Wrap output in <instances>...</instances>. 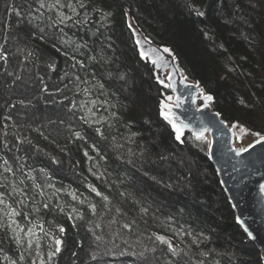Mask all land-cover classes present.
Listing matches in <instances>:
<instances>
[{
	"label": "trees",
	"instance_id": "16d2710c",
	"mask_svg": "<svg viewBox=\"0 0 264 264\" xmlns=\"http://www.w3.org/2000/svg\"><path fill=\"white\" fill-rule=\"evenodd\" d=\"M82 2L81 9L72 0L79 16L68 8H46L36 20L35 0H0V19L8 25L0 43L6 36L9 52L0 75V193L5 205L20 213L9 218L0 205V264H40L41 257L46 264H142L131 254L104 253L142 251L152 246L148 237L154 233L180 251V264H262L235 223L207 144L188 133L178 143L160 117V101L171 92L140 58L129 19L172 50L185 75L213 95V109L228 124L239 121L264 135V0ZM61 12L72 19L54 23ZM85 16L87 23H77ZM29 51L34 54L25 59ZM52 61L54 69L48 67ZM15 76L21 79L13 84ZM20 99L31 104L9 108ZM7 115L11 121L3 119ZM17 136L25 142L18 143ZM7 166L12 173L4 172ZM90 204L96 205L95 214ZM72 208L84 219H69L76 215ZM133 221L131 230L122 227ZM57 238L61 251L49 261ZM156 244L155 264L176 259L167 245ZM93 252L99 253L97 260L91 259Z\"/></svg>",
	"mask_w": 264,
	"mask_h": 264
},
{
	"label": "water",
	"instance_id": "95a60500",
	"mask_svg": "<svg viewBox=\"0 0 264 264\" xmlns=\"http://www.w3.org/2000/svg\"><path fill=\"white\" fill-rule=\"evenodd\" d=\"M129 27L140 58L148 61L155 69L156 78L159 77L165 83H169L167 77L171 74L170 82L175 85L176 91L168 88L170 95L173 97L179 95L183 98L180 107H173L177 123L188 125L184 129L182 139L187 133L195 139L193 132L199 131L205 125L212 127V131L205 134L207 140L211 142L210 145L207 144V158L216 171L220 187L234 213L236 225L246 236L247 241L256 247L264 264V191L261 190V185H264V143L256 144L255 141L258 139L256 137L238 144L237 137L232 135L235 129L229 131V128L220 123L221 120L227 122L221 116H215L217 111L212 105L209 108H202L200 92L204 89L185 75L172 50L165 45L154 43L132 19H129ZM137 41L140 43L137 44ZM164 48H169L171 52H164ZM141 51L145 53L143 58ZM153 60L156 64L152 63ZM182 77L187 79L183 80ZM197 84L199 87H195ZM170 129L175 136L171 126ZM249 144H254V147L242 156H236L231 151L232 148L245 147Z\"/></svg>",
	"mask_w": 264,
	"mask_h": 264
},
{
	"label": "snow or ice",
	"instance_id": "6c2138e0",
	"mask_svg": "<svg viewBox=\"0 0 264 264\" xmlns=\"http://www.w3.org/2000/svg\"><path fill=\"white\" fill-rule=\"evenodd\" d=\"M261 0H257V3H260ZM35 3L38 4V8H37V12H40L41 9H48L49 11H52L54 9H64V8H68L72 11V13L76 16H79V13L77 12L76 6H74V4L72 3V0H68V3H62V0H55L54 3L51 2H47V0H35ZM76 5L79 6V8H84L85 5L82 2V0H76ZM13 12H15L16 16H21V12L20 11H16L15 7H13L11 9ZM195 14L197 16H204V12L199 10V9H192ZM43 15L42 12H40V16H36L34 17V19L39 20L40 17ZM107 15H111V13H108ZM49 19H51V17H49ZM72 17L68 16L66 14H64L63 12H61L58 16L57 19L54 23L56 24H64L66 21L71 20ZM29 23H32L31 20L28 21ZM88 22V17L85 16V18L82 21H77V23H87ZM8 25L6 24V22L3 19H0V31H5L7 29ZM62 31V29H61ZM39 32L40 33H44L45 29L43 27L39 28ZM33 35H35V33H33ZM41 39H43L44 37L41 36ZM4 43H0V75H2L5 71H6V66L8 64L9 61V52L6 49L5 45L7 43V37H3ZM64 43H66V41H64ZM140 42L137 41V44H139ZM54 46V45H53ZM86 46V45H84ZM55 47V46H54ZM81 47V45H77V48ZM154 51V50H153ZM17 52H23L22 49H17ZM164 52H171V50L169 48H164ZM34 53L29 51L27 53V56H25V59H27V57L32 56ZM141 57H145V53L143 51H141ZM72 59L75 60V57L73 56ZM92 59H95L94 57ZM153 64H156V61L153 60L152 61ZM49 68H53L55 67V62L52 61L48 64ZM8 76H13L14 74L12 72H7L6 73ZM121 79H123V76L120 77ZM21 78L19 76H15V79L12 81L13 84H15L16 81L20 80ZM167 79L169 80V83H165L164 80L159 79V77H157V81L159 84H161L163 87L165 88H169L172 89L173 92L176 91L175 85H173L170 81L172 79L171 74L168 75ZM183 80H186L187 77H182ZM101 87H103V85H101ZM185 87H193L191 85H185ZM195 87H199V85H195ZM45 91H47V88L45 87L44 89ZM200 96L202 97L203 103H202V108H209L212 104V102L214 101V97L211 94L205 93L203 90H201L200 92ZM193 102H195V100H193ZM183 103V98L179 95L173 97L172 95H168L165 97L164 100L160 101L159 104V113L160 116L168 122V124L172 127L175 136L174 139L175 141H177L178 143H183V133H184V129L188 127V125L186 124H178L177 123V117L175 115V113L173 112V107H180ZM241 103H244V101H241ZM17 104L23 106V107H28L31 104V101H25L24 99H20L18 101H16L15 103H11L9 104V108H15L17 106ZM247 106V105H246ZM216 117H220L221 113L217 112L215 113ZM4 120L6 121H11L12 120V116L11 115H7L3 117ZM220 123L224 124L225 127L229 128V131H231V129H236L237 132H233L232 135L236 136L237 139H241L243 135L247 134L249 131H251L250 129L245 128L241 122L236 121L234 123L231 124H227L224 121H220ZM7 124H4V127H7ZM212 131V127H209L208 125H205L204 127L200 128L199 131H195L193 132V135L195 137V139L197 141H202L206 144H211L210 141L207 140L206 138V133ZM96 132L98 134H100L101 136H103V133L101 132V130L99 128L96 129ZM239 133V135L237 134ZM253 136L258 137V139L255 141L256 144H260V143H264V135L261 134L260 131H255L251 133ZM4 136H7L8 134L5 132L3 133ZM75 136L77 138H80V133L76 132ZM16 140L18 141V143L23 144L25 141L20 139L19 136L16 137ZM28 143H31V141H27ZM4 143V147H7V143ZM254 147V144H249L245 147H236V148H232L231 151L236 155V156H242L244 153L248 152L250 148ZM87 155V153L85 154ZM17 159H19V157H17ZM161 159H165V157H161ZM4 164L7 165L8 161H4ZM43 171V170H41ZM4 172L7 173H12L13 169L10 166H7L4 168ZM34 179V178H33ZM21 183H23L21 181ZM0 187H2V185H0ZM37 187H40L39 185H37ZM89 188L91 190V192H94L96 196L98 197H102V199L104 201H108L109 197L106 195H103V193L99 190H97L96 187L89 185ZM261 190L264 191V185H261ZM13 192H19L21 194H23V190L22 189H17V188H13ZM43 193L41 192V195ZM72 199L73 200H78L79 197L75 194L72 193ZM84 201H80V203H83ZM20 203H23V201H20ZM0 205H4L5 208L8 209V211L5 213V215H7L9 218L11 217H15L17 215H20V213L16 210V208L11 207V205H5V201H4V197H3V193H0ZM44 208H48L49 205L48 204H44L43 205ZM89 207L91 208L93 214H95V210H96V205L95 204H90ZM60 211H64L63 208L60 209ZM117 212H120V209L116 210ZM141 211L143 212H147V209H141ZM72 213H75V216H69V219H79V220H83L84 217L78 212V210L76 208H72L71 209ZM12 224H15L16 221L12 220L11 222ZM111 223L115 224L117 223L116 220H112ZM135 222L133 221L132 223H123L122 227L124 229H128L131 230L132 229V225ZM9 227H11V225H9ZM41 230L43 231L42 226ZM59 231L61 233H63L65 231V229L61 226L59 227ZM188 235H191V233H186ZM32 235H35V233H32ZM201 235H203L201 233ZM153 236H154V240H153ZM153 236H149L148 239L153 241V244L151 247L145 246L143 248L142 251L136 252V251H132L131 253H128L125 250H120L119 252H115L112 249H108L104 255L105 256H118V257H123L126 255H133L138 261H141L142 264H155V262L159 261L160 257L159 256H155L152 254H155L157 252V244L156 242L158 241L159 244H164L167 245V253L170 254L171 257L176 258V259H166L165 260V264H180V261L182 259L181 257V253L180 251L177 250V248L175 246H173L170 241L163 235H158V234H153ZM101 237L100 236H96V240H100ZM16 242L20 243V239L17 236L16 237ZM0 243H2V241H0ZM62 240L57 238L55 239V248L53 251H49L47 259L50 261L52 260L53 257H55L60 251H61V244H62ZM193 243H195V240L193 241ZM29 248H31V242H29ZM198 246V245H197ZM2 250V249H0ZM186 255V253H185ZM37 256H39V253H37ZM99 257V253L97 252H93L91 254V259L92 260H97ZM19 259L22 261L24 260V256L23 254L20 255ZM9 264H17L16 260H11L9 262ZM31 264H36V260H32ZM40 264H46L45 260L41 257L40 258Z\"/></svg>",
	"mask_w": 264,
	"mask_h": 264
},
{
	"label": "rangeland",
	"instance_id": "374dc122",
	"mask_svg": "<svg viewBox=\"0 0 264 264\" xmlns=\"http://www.w3.org/2000/svg\"><path fill=\"white\" fill-rule=\"evenodd\" d=\"M159 115H160V114H159ZM169 127H170V126H169ZM235 132H237L236 129H235ZM251 133H252V132L249 131L247 134L243 135L241 139H237V143H238V144H241V143H243V142H245V141H248V140H250V139H254V138H256V137L253 136ZM237 134L239 135V133H237Z\"/></svg>",
	"mask_w": 264,
	"mask_h": 264
}]
</instances>
